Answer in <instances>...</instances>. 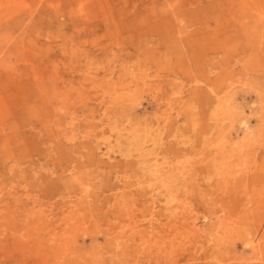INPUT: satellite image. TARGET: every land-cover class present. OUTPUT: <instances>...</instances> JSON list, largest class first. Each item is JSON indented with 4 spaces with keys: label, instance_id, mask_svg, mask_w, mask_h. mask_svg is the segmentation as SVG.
<instances>
[{
    "label": "rangeland",
    "instance_id": "rangeland-1",
    "mask_svg": "<svg viewBox=\"0 0 264 264\" xmlns=\"http://www.w3.org/2000/svg\"><path fill=\"white\" fill-rule=\"evenodd\" d=\"M0 264H264V0H0Z\"/></svg>",
    "mask_w": 264,
    "mask_h": 264
},
{
    "label": "bare ground",
    "instance_id": "bare-ground-1",
    "mask_svg": "<svg viewBox=\"0 0 264 264\" xmlns=\"http://www.w3.org/2000/svg\"><path fill=\"white\" fill-rule=\"evenodd\" d=\"M25 106H26L25 101H22L20 107L22 108L23 111H24L25 108H26ZM22 110H21V111H22ZM11 111H12V112H15L14 116H17L18 114L21 113V111H20V112L13 111V110H11ZM30 111H31V110H30ZM16 113H17V114H16ZM10 115L13 116L12 113L9 114V117H10ZM11 121L13 122V119H12ZM13 123H14V122H13ZM12 125H13V126L8 125V127H6V128H8L9 130H14V129H15L14 124H12ZM73 177H74V176H73ZM85 196H87V195H85ZM87 199H89V198H87ZM81 204H84V203L81 202ZM80 207H82V206H80ZM246 245H248V243H246Z\"/></svg>",
    "mask_w": 264,
    "mask_h": 264
}]
</instances>
